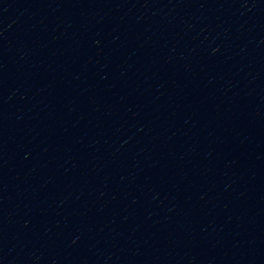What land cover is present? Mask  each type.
Returning a JSON list of instances; mask_svg holds the SVG:
<instances>
[{
	"label": "water",
	"instance_id": "obj_1",
	"mask_svg": "<svg viewBox=\"0 0 264 264\" xmlns=\"http://www.w3.org/2000/svg\"><path fill=\"white\" fill-rule=\"evenodd\" d=\"M0 264H264V0H0Z\"/></svg>",
	"mask_w": 264,
	"mask_h": 264
}]
</instances>
